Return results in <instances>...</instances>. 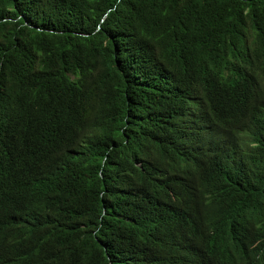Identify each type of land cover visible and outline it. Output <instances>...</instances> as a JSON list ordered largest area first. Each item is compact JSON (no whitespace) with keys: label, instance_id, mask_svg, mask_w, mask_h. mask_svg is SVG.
<instances>
[{"label":"trees","instance_id":"16d2710c","mask_svg":"<svg viewBox=\"0 0 264 264\" xmlns=\"http://www.w3.org/2000/svg\"><path fill=\"white\" fill-rule=\"evenodd\" d=\"M0 264H264V0H0Z\"/></svg>","mask_w":264,"mask_h":264}]
</instances>
